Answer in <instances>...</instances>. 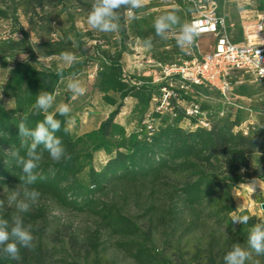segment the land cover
Instances as JSON below:
<instances>
[{"label": "trees", "instance_id": "1", "mask_svg": "<svg viewBox=\"0 0 264 264\" xmlns=\"http://www.w3.org/2000/svg\"><path fill=\"white\" fill-rule=\"evenodd\" d=\"M73 1L76 9L87 17L91 2ZM66 2L0 0V19L15 24L20 34L27 38L19 26L18 13L26 18L30 28L48 27L49 20L40 11L51 5L64 7ZM259 5L264 8V1ZM121 15L119 49L113 53H99L96 45L82 41V35L72 26V41L64 37L49 46L50 55L60 56L64 51H71L81 58L80 63L64 68L63 79L80 76L85 68L96 62L94 88L101 94L103 102L114 109L97 129L78 137H72L68 131L69 117L57 114L61 130L56 135L62 139L71 159L56 162L44 151L36 169L40 179L31 187L40 192L38 201H49L61 209L89 214L97 219V228L87 239L94 252L101 245L99 238L106 234L115 239L113 246L134 264H224L223 257L233 245L239 243L246 247L251 227L258 222L264 223L252 215L247 225L234 226L231 217L236 212L234 191L247 180L264 183V128L247 126L241 129L239 117L231 120L227 116L218 118L215 114L210 117L208 129L191 130L180 125L186 116L179 112L173 124L161 127L150 136L144 131L128 133L115 122L124 100L132 98L136 101V121H141L148 110L151 95L157 89L138 85V81L144 82L140 79L133 84V78L123 72L121 56L128 36L124 27L125 12L122 11ZM151 33L156 37L154 29L140 32L139 36L145 40ZM27 53L28 57L36 58L32 45L27 48ZM0 66L8 68L6 57H0ZM59 71L36 67L28 59L14 61L9 70L6 84L0 88V95L12 101L8 108L0 101V188L16 187L20 183L21 171L11 155L13 150L18 149L21 155L26 151L21 147L22 138L18 134L19 118L27 116L30 128L43 121L45 114L33 111L32 106L40 91H56L62 80L57 75ZM201 108L208 109L204 105ZM38 151H43L42 146ZM97 152H103L107 157L99 170L92 165ZM254 155H260L261 160L253 165L250 157ZM85 169H88L87 184L79 180ZM131 186L151 187L152 191L156 189L163 195L159 203L146 200V207H143L145 221L141 226L123 214L116 204L101 200L111 193L122 195L125 188ZM36 209L39 214L44 213V209ZM181 221L186 222V233H206L203 248L195 247L186 255L180 252L179 245L173 243L175 238L171 240L170 237H175ZM23 222L26 227L27 221L23 219ZM160 229L166 240L158 249L153 244V236ZM169 252L172 253L167 255ZM20 255V261L0 256V264H52L51 255L39 239H34L31 248H21ZM254 259H260L264 264V257Z\"/></svg>", "mask_w": 264, "mask_h": 264}, {"label": "rangeland", "instance_id": "2", "mask_svg": "<svg viewBox=\"0 0 264 264\" xmlns=\"http://www.w3.org/2000/svg\"><path fill=\"white\" fill-rule=\"evenodd\" d=\"M82 1L92 2V0ZM260 1L264 0H218V5L221 7L219 14L225 16L229 23L235 24V35L239 36V13L244 11L247 13L264 11V8H260ZM173 8L179 9L177 15L181 18L182 22H190L191 10L182 0H171L161 4H147L145 7L136 10L138 19H129L125 15L124 27L128 40L125 43V50L121 56V60L126 56L133 55L136 51L139 53L138 56L141 59V63H144L146 58H150L158 63H170L185 59L188 49L182 50L177 46V27H174L173 31L168 34L167 39L155 37L153 33L149 34L147 38H152L153 44L150 50L144 48V40L139 36L140 32L153 30V22L156 17L166 14ZM40 13L47 16L50 23L48 27L36 26L30 28L26 18L20 13L17 14L19 26L27 34V38L20 34L19 28L15 27V24L9 20L0 19V57H6L10 66L14 64V61L22 57L23 61L28 59L36 67L54 71L59 70L61 68L59 55H50L51 49L49 46L59 42L64 37H71L72 41L74 31L71 30V26L82 35V41L87 42L88 45H96L95 49L99 53L104 51L113 53L119 49V32L103 33L91 29L87 25V17L76 9L73 0H67L64 7L57 5L46 6ZM254 22L255 19L252 20V23ZM91 39L94 40L92 41ZM198 44L203 52H207L209 50L208 46L213 44V38L211 36L200 37ZM31 45L36 51V58L28 57L27 48ZM144 65L146 66L145 63ZM94 67L98 68L96 62L85 68L83 73L75 78L83 82L87 91L84 95L75 99L76 106L69 127L72 137L83 131L90 132L97 129L100 123L107 118V116L105 117L106 107L94 88L95 77L93 79L89 78ZM146 70H149L148 67ZM126 75L132 77L133 81L138 79L142 81L149 80V76H142L141 73V76H137L136 74ZM7 77L8 71L0 66V88L4 86L3 84ZM68 81L69 79H66L58 86V103L67 104L70 100L68 96L72 95V93L67 88ZM242 86L243 89L241 90V88H238L240 87L239 85H235L233 95L235 96L242 92L248 98L250 97L251 101L236 100L244 107V110H238L241 112L239 114L241 128H246L247 126L264 127V86L248 78L245 79V83ZM208 94L216 97L213 92ZM0 101L6 108L11 105L10 100L4 99L1 95ZM191 101H197L201 105L208 107L206 102L195 93L190 94L184 103H182L183 107L188 108ZM125 107L117 119L127 130H130L137 120V115L135 107L131 102H127ZM212 111L214 110L212 109ZM106 159L104 154L95 153L92 163L93 167L99 170ZM254 159L253 156L251 161L253 162ZM79 180L81 183L87 184L88 169H85L79 176ZM249 186L244 185V187L234 191L233 197L236 212L231 217L255 215L264 220V208H262V205H264V192L258 189L252 190V187ZM15 188L14 186L0 188V200L5 201L4 208L0 209V217H5L10 221L11 217L16 214V210L14 205L9 207L7 197L10 195V191ZM162 198L163 195L156 192V189L152 191L151 187L141 189L131 186L125 188L122 195L116 196L111 193L103 196L101 200L116 204L123 214L141 226L145 221L143 207H146V200L150 199V202L159 203ZM36 208L44 209V213L39 214ZM21 215L27 221L26 228H30L34 239H39L42 246L51 255L50 261L52 264H94L97 262L98 264H134L123 252L113 246L115 239L106 234H102L99 238L101 245L96 252L91 250L87 239L97 228V219L89 214L61 209L52 202L42 200L33 204L28 212ZM236 225L234 224V226ZM185 226L186 222L181 221L179 226L176 227L175 237H170L171 240L175 238L173 243L179 245L180 252L184 255L191 253L195 247L203 248L206 241V233L200 231L186 233L184 230ZM165 240L166 235L161 229L153 236V244L158 249L163 247ZM171 253L169 252L167 255ZM187 257L185 256V258Z\"/></svg>", "mask_w": 264, "mask_h": 264}, {"label": "built area", "instance_id": "3", "mask_svg": "<svg viewBox=\"0 0 264 264\" xmlns=\"http://www.w3.org/2000/svg\"><path fill=\"white\" fill-rule=\"evenodd\" d=\"M166 1L171 0H149L147 4ZM182 1L191 10L190 22L197 21L200 24L201 35L198 39L211 36L213 44L208 46L207 52H203L197 39L188 49L186 58L175 62L158 63L150 58L145 59L151 80L149 83L138 81L137 84L149 85L157 90L152 93L142 120L135 121L132 129L127 130L128 133L144 131L150 136L161 127L173 124L179 112H184L186 116L180 124L184 128L208 129L211 115L225 117L224 109L218 108V104L242 110L233 95L235 85L243 84L248 78L264 86V11L254 23L242 24L243 38L235 43L230 35L235 24L229 23L225 16L219 14L216 0ZM17 61L22 62V57ZM97 69L94 67L91 71L90 79L95 77ZM131 83L134 84V81ZM210 92L215 93L216 97L208 94ZM192 93L208 103L210 108L202 109L196 101H191L188 108L183 107L182 103Z\"/></svg>", "mask_w": 264, "mask_h": 264}, {"label": "clouds", "instance_id": "4", "mask_svg": "<svg viewBox=\"0 0 264 264\" xmlns=\"http://www.w3.org/2000/svg\"><path fill=\"white\" fill-rule=\"evenodd\" d=\"M148 2L149 0H92L91 9L86 18L87 25L99 32L115 33L121 28L122 11L127 14L129 19H138L135 14L136 10L145 7ZM178 11V8H173L166 14L156 17L153 28L157 37L167 39L168 34L173 31L174 27H177V46L182 50H187L195 44L201 35L200 24L197 21L182 22L177 15ZM143 46L150 50L153 46L152 38L145 39ZM23 58L25 59V57ZM59 59L61 68L57 75L61 79H63L64 67H71L81 62V58L71 51L60 53ZM67 88L72 93L73 99L84 95L87 91L83 82L76 79H69ZM54 102L55 95L52 92L40 91L32 107L33 111L45 114L43 121L37 123L35 128H30L27 123L28 117L21 116L17 124L19 138H22L21 147H24L26 151L23 155L18 149L11 151L16 166L21 171L20 183L10 191V195L7 197L9 207L14 205L16 214L11 217V222L0 217V256L13 261L21 260V248L33 246L34 236L30 228L25 227L21 214L28 212L40 198V192L31 186L40 179L36 174V169L43 158V152L46 151L50 158L56 162L71 159L62 139L56 135L61 130V121L56 118V115L69 117L71 107L61 103L57 105L55 113H50L49 109L52 108ZM41 146L43 151H38ZM4 205L5 201L0 200V209H3ZM249 220L250 217L247 215L234 216L232 223L247 225ZM254 257H264V223L258 222L251 227L246 247H242L239 243L234 244L223 260L224 264H261L260 259H254Z\"/></svg>", "mask_w": 264, "mask_h": 264}, {"label": "crops", "instance_id": "5", "mask_svg": "<svg viewBox=\"0 0 264 264\" xmlns=\"http://www.w3.org/2000/svg\"><path fill=\"white\" fill-rule=\"evenodd\" d=\"M220 6L218 5V12H219V10H220ZM260 13H262V11H252V12H249V13H247L246 11H244V12H242V13H239V16H238V24H239V36L238 35H235V30L233 29L232 31H230V35H231V40L233 41V42H235V43H237V42H239V41H241L242 40V38H243V31H242V24H244V23H252V20L253 19H255V21H256V19H257V17H258V15L260 14ZM252 19V20H251ZM138 51H136L133 55H130V56H126L125 58H122V60H121V65H122V68H123V72L124 73H126V74H130V75H133V74H136L137 76H141L140 75V73L142 74V76H149V71H147L146 70V66L144 65V63H139L140 62V57L138 56ZM142 58V57H141ZM12 68V66H8V68H6L5 70H7L8 71V73H9V70ZM64 68H67V67H64ZM142 68V69H141ZM75 78H77V77H67V78H64V79H62L60 82H59V84H58V86L62 83V81H65L66 79H75ZM7 79H8V77L6 78V80H5V83L3 84V85H5L6 84V82H7ZM148 81H144V82H148L149 83V81L151 80L150 79V76L148 77ZM245 83V81L243 82V84ZM243 84H240L239 86L240 87H238V88H241V90L243 89ZM58 86H57V89H58ZM56 89V92H57V94L55 95V102H54V104H53V106H52V108H50L49 109V112L50 113H55V111H56V107H57V105H59V104H61V103H58V100H57V96L59 95V91ZM99 94V93H98ZM100 95V97L102 98V96H101V94H99ZM114 98H116V96H113ZM4 99H7V98H4ZM70 100L67 102V104L68 105H70V107H71V112H70V114H69V120H68V122H67V128H68V131H69V127H70V122H71V120L73 119V114H74V110H75V106H76V101H75V99H73V97L71 96L70 98H69ZM235 99L236 100H239V101H243V100H246V101H251V98L249 97H247L244 93H238L237 95H235ZM9 100V99H8ZM127 102H131V104H133V106L135 107V105H136V101L134 100V99H132V98H126L125 100H124V106H123V108L125 109L126 107H125V104L127 103ZM10 103H11V105H12V101L10 100ZM102 103L104 104V106L106 107V112H105V117L106 116H108V114L110 113V112H112L113 111V107H111V106H109V105H107L106 103H104L103 102V100H102ZM236 103H237V105L238 106H240L241 108H242V110H244V107L240 104V103H238L237 101H236ZM207 105H208V103H206ZM10 105V106H11ZM215 105H217V104H215ZM122 108V109H123ZM208 108H210V107H208ZM218 108H223L224 109V112H225V115L227 116V117H229L231 120H233V119H235L236 117H239V114L241 113L240 111H238V110H236L234 107H232V106H226V105H222V104H218ZM122 109H121V111H122ZM121 113V112H120ZM121 114H119L117 117H116V119H115V122L116 123H118L119 125H121V126H123L124 127V125L120 122V121H118V119L117 118H119V116H120ZM251 117V116H250ZM250 124H252V123H250ZM241 127V126H240ZM125 128V127H124ZM262 128H264V127H262ZM126 129V128H125ZM127 130V129H126ZM69 133H71L70 131H69ZM85 133H87V132H85V131H83V132H80V133H77L76 135H75V137H78V136H81V135H83V134H85ZM97 153H100V154H104L103 152H97ZM104 156L106 157V155L104 154ZM253 156H251L250 157V159L252 158ZM107 158V157H106ZM254 161L252 162L251 161V163L254 165V164H258L259 162H260V160H261V156L260 155H254ZM107 160V159H106ZM105 160V161H106ZM104 161V162H105ZM104 164V163H103ZM247 183H249V184H247ZM244 185L245 186H247V185H250L249 187H252L251 189L252 190H255V189H258L259 191H262V192H264V183H262V182H260V181H258V180H255V179H251V180H247L243 185H241L240 186V188H242V187H244ZM239 188V189H240Z\"/></svg>", "mask_w": 264, "mask_h": 264}, {"label": "water", "instance_id": "6", "mask_svg": "<svg viewBox=\"0 0 264 264\" xmlns=\"http://www.w3.org/2000/svg\"><path fill=\"white\" fill-rule=\"evenodd\" d=\"M262 208H264V205H262Z\"/></svg>", "mask_w": 264, "mask_h": 264}]
</instances>
